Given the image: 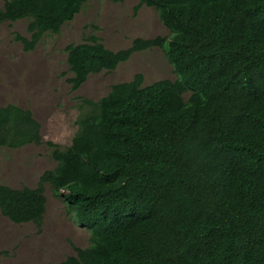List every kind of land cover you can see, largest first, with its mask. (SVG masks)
<instances>
[{
  "label": "trees",
  "instance_id": "16d2710c",
  "mask_svg": "<svg viewBox=\"0 0 264 264\" xmlns=\"http://www.w3.org/2000/svg\"><path fill=\"white\" fill-rule=\"evenodd\" d=\"M86 1L6 0L0 19L30 18V37L17 36L30 50ZM139 1L170 37L118 50L94 37L70 45L72 89L153 47L180 78L142 85L136 73L98 100L82 98L56 167L36 187L0 184L1 214L38 220L46 182L93 232L68 264H264V0ZM9 124L0 146L42 142L30 109L0 107V129Z\"/></svg>",
  "mask_w": 264,
  "mask_h": 264
},
{
  "label": "rangeland",
  "instance_id": "374dc122",
  "mask_svg": "<svg viewBox=\"0 0 264 264\" xmlns=\"http://www.w3.org/2000/svg\"><path fill=\"white\" fill-rule=\"evenodd\" d=\"M6 0H0V9ZM30 18L0 19V107L28 108L40 122L42 142L19 147L0 146V184L13 188L36 187L48 170L56 167L62 151L77 130L78 104L82 98L98 100L111 85L143 75L142 85L160 79H179L161 47L134 52L114 69L91 73L72 89L67 63L70 45L94 37L107 48L118 50L133 39L170 37L154 6L139 0H88L58 32H45L38 43L25 50L18 35L30 37ZM190 90L183 97L187 99ZM10 124L0 132L10 136ZM46 208L36 221L14 223L0 211V264H68L76 247H86L93 232L75 220L62 193L43 182Z\"/></svg>",
  "mask_w": 264,
  "mask_h": 264
}]
</instances>
